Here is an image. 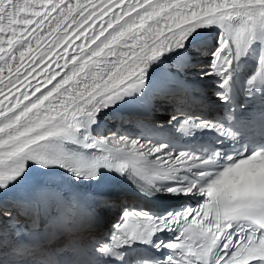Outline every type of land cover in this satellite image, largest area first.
Listing matches in <instances>:
<instances>
[{
  "label": "snow or ice",
  "instance_id": "6c2138e0",
  "mask_svg": "<svg viewBox=\"0 0 264 264\" xmlns=\"http://www.w3.org/2000/svg\"><path fill=\"white\" fill-rule=\"evenodd\" d=\"M0 264H264V0H0Z\"/></svg>",
  "mask_w": 264,
  "mask_h": 264
},
{
  "label": "bare ground",
  "instance_id": "6f19581e",
  "mask_svg": "<svg viewBox=\"0 0 264 264\" xmlns=\"http://www.w3.org/2000/svg\"><path fill=\"white\" fill-rule=\"evenodd\" d=\"M207 31L209 33L213 34V30H207ZM173 59L179 61L180 60V56L173 57ZM103 120H105V116L104 115L101 117V124L103 123Z\"/></svg>",
  "mask_w": 264,
  "mask_h": 264
}]
</instances>
